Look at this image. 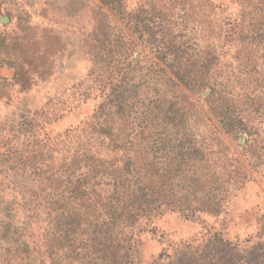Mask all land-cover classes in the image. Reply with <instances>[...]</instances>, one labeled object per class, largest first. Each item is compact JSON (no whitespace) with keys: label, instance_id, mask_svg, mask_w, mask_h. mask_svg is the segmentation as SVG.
Returning a JSON list of instances; mask_svg holds the SVG:
<instances>
[{"label":"trees","instance_id":"trees-1","mask_svg":"<svg viewBox=\"0 0 264 264\" xmlns=\"http://www.w3.org/2000/svg\"><path fill=\"white\" fill-rule=\"evenodd\" d=\"M161 1H155V10ZM169 1L171 9L194 10L195 0ZM234 1L239 8L235 16L224 14L213 0H202L207 18L204 75L187 79L175 71L174 77L155 80L154 113L145 112L141 124L127 122L123 99L112 97L126 79L119 61L109 63L101 66L106 74L94 77L103 100L81 126L58 140L34 136L26 154L13 152L4 161L11 172L0 176V186L8 179L6 185L20 199L0 196V264H134L137 238L152 231L156 218L168 212L186 218L218 215L249 178L248 167L259 163L264 170V128L251 120L250 94L223 96L215 77V62L224 52L232 50L238 58L241 50L249 60L252 48L264 50V0ZM99 2L118 14L123 0ZM132 18L138 25V16ZM159 53L173 58L167 60L171 67H183L182 51L171 42L163 43ZM185 89L208 90V111L220 128L208 117L209 124L196 129L150 123L155 109L164 120H177L187 103ZM238 101L247 105L237 114L244 123L230 116ZM33 126L25 129L29 135H34ZM239 134L247 137L243 161L227 143ZM218 144L222 151L215 148ZM255 146L262 151L256 164ZM216 243L222 264H234L226 260L233 248L221 239Z\"/></svg>","mask_w":264,"mask_h":264},{"label":"rangeland","instance_id":"rangeland-1","mask_svg":"<svg viewBox=\"0 0 264 264\" xmlns=\"http://www.w3.org/2000/svg\"><path fill=\"white\" fill-rule=\"evenodd\" d=\"M155 1L123 0L116 14L99 0H0V176L11 172L4 161L13 158V152L24 153L34 136L37 140H58L94 113L103 100L94 77L107 73L103 65L120 62L126 85L112 97L123 99L125 119L133 126L141 124L145 112L154 113L152 103L159 92L155 80L174 77L175 71L187 79L204 75L207 18L202 0L192 1L194 10L186 13L171 9L169 0L157 3L159 10H155ZM213 1L226 15L235 16L239 11L234 0ZM162 4L166 8L162 9ZM102 14L107 17L102 18ZM134 15L140 20L138 25ZM168 41L182 51L180 70L170 66L167 60L172 57L159 53ZM263 51L252 48L249 60L241 50L238 58L233 57L234 51H226L214 66L221 95L250 94L251 120L262 128ZM110 91L108 88L107 93ZM185 94L187 103L180 106L177 120H164L155 109V121L150 123L196 129L207 126L208 117L220 128L208 111V90L185 89ZM246 107L242 101L229 107L232 122L244 123L237 114ZM30 126L34 135L25 131ZM246 138L239 134L227 139L242 161L241 146ZM215 148L223 149L219 144ZM261 154L255 146L254 164ZM257 166L248 167L249 178L218 215L201 213L186 218L179 212H168L156 218L152 231L137 238L134 264H199L202 258L204 264H222L223 254L213 248L218 239L233 248V256L226 260L264 264V170L259 163ZM7 182L5 179L1 184L0 196L8 201L20 199Z\"/></svg>","mask_w":264,"mask_h":264},{"label":"water","instance_id":"water-1","mask_svg":"<svg viewBox=\"0 0 264 264\" xmlns=\"http://www.w3.org/2000/svg\"><path fill=\"white\" fill-rule=\"evenodd\" d=\"M5 21V19H4V17H2L1 18V22H4ZM243 141H244V138H243Z\"/></svg>","mask_w":264,"mask_h":264}]
</instances>
